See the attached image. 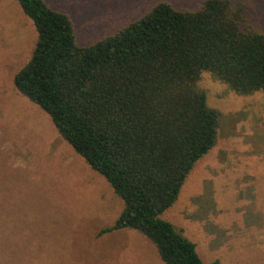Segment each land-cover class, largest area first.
<instances>
[{
    "label": "trees",
    "instance_id": "obj_1",
    "mask_svg": "<svg viewBox=\"0 0 264 264\" xmlns=\"http://www.w3.org/2000/svg\"><path fill=\"white\" fill-rule=\"evenodd\" d=\"M15 1L37 32L15 88L123 202L100 235L136 231L164 264H204L162 216L220 138L223 114L208 103L204 74L239 96L264 93V34L229 0L195 11L159 3L83 47L68 15L45 0Z\"/></svg>",
    "mask_w": 264,
    "mask_h": 264
},
{
    "label": "rangeland",
    "instance_id": "obj_2",
    "mask_svg": "<svg viewBox=\"0 0 264 264\" xmlns=\"http://www.w3.org/2000/svg\"><path fill=\"white\" fill-rule=\"evenodd\" d=\"M45 1L69 16L84 47L159 3L195 11L205 0ZM229 1L264 34V0ZM36 42L18 3L0 0V264H164L136 231L100 235L122 200L15 88ZM201 85L223 114L220 138L162 218L196 245L204 264H264V93L239 96L207 73Z\"/></svg>",
    "mask_w": 264,
    "mask_h": 264
}]
</instances>
